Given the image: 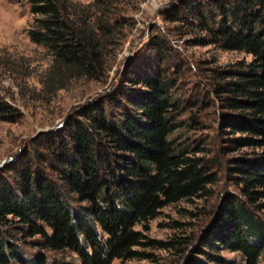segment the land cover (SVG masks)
I'll list each match as a JSON object with an SVG mask.
<instances>
[{
	"label": "trees",
	"instance_id": "trees-1",
	"mask_svg": "<svg viewBox=\"0 0 264 264\" xmlns=\"http://www.w3.org/2000/svg\"><path fill=\"white\" fill-rule=\"evenodd\" d=\"M19 1L29 6V39L51 57L40 83L53 95L77 80L104 76L106 50L128 23L124 13L142 0ZM178 5L172 21L195 27L204 43L251 55L215 70L222 82L214 91L232 111L223 127L236 148L264 147V0ZM157 62L151 74L136 76L119 105L103 99L81 110L64 132L40 134L19 166L6 167L12 175L0 177V264H110L148 258L137 248L171 247L148 238L147 223L164 206L201 195L213 177L207 160L191 156L175 133L184 108L160 54ZM19 117L0 94V121ZM234 160L242 198L229 194L220 202L205 226L208 240L181 264H258L264 253V150ZM71 193L88 204L82 212L73 210ZM14 228L23 238L38 237L32 258L12 242ZM217 247L238 252L242 261L219 255ZM65 251L79 263L65 260Z\"/></svg>",
	"mask_w": 264,
	"mask_h": 264
},
{
	"label": "rangeland",
	"instance_id": "rangeland-1",
	"mask_svg": "<svg viewBox=\"0 0 264 264\" xmlns=\"http://www.w3.org/2000/svg\"><path fill=\"white\" fill-rule=\"evenodd\" d=\"M179 2H139L124 13L128 23L123 37L106 50L104 76L98 80L80 79L53 95H46L40 81L51 57L27 35L31 23L29 6L25 1L0 0V94L20 113L16 122L0 121V177L12 175L6 167L19 166L27 153L30 155L33 142L40 134L64 132L78 112L100 100L119 105L125 90L132 91L137 85L136 76L152 73L159 54L164 59V64H160L168 68L167 75L176 81L175 94L184 113L177 117L180 126L175 133L181 135L179 141L183 145L190 147L191 156L207 160L213 181L201 195L164 206L147 223L148 238L171 243L170 248H137L148 254V258L114 259L110 264H181L192 247H200L201 241L208 240L205 226L220 202L229 194L242 198L234 158L264 150V147L236 148L230 140L233 135L223 127L225 114L232 111L225 105L224 94L214 91V86L222 82L213 74L215 70L233 67L241 60L250 61L251 55L206 44L203 33L195 27L172 21L179 12ZM69 201L77 212L88 205L72 193ZM9 230L12 242L21 248L24 257L32 258L38 237L23 238L15 228ZM215 252L234 262L242 261L238 252L220 247ZM55 255L60 258L61 254ZM63 258L79 263L67 251ZM258 264H264V253Z\"/></svg>",
	"mask_w": 264,
	"mask_h": 264
},
{
	"label": "clouds",
	"instance_id": "clouds-1",
	"mask_svg": "<svg viewBox=\"0 0 264 264\" xmlns=\"http://www.w3.org/2000/svg\"><path fill=\"white\" fill-rule=\"evenodd\" d=\"M168 2H170V0H165V3H168Z\"/></svg>",
	"mask_w": 264,
	"mask_h": 264
}]
</instances>
